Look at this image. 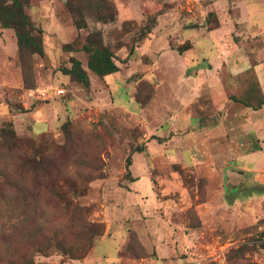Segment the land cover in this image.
<instances>
[{"label": "rangeland", "instance_id": "1", "mask_svg": "<svg viewBox=\"0 0 264 264\" xmlns=\"http://www.w3.org/2000/svg\"><path fill=\"white\" fill-rule=\"evenodd\" d=\"M19 1L45 54L0 26V189L34 178L16 144L49 174L40 208L0 193V264H264V0ZM89 38L117 74L90 71Z\"/></svg>", "mask_w": 264, "mask_h": 264}, {"label": "trees", "instance_id": "2", "mask_svg": "<svg viewBox=\"0 0 264 264\" xmlns=\"http://www.w3.org/2000/svg\"><path fill=\"white\" fill-rule=\"evenodd\" d=\"M100 20L102 22L106 20L107 22H112L115 20V16L107 17L106 19L104 17H100ZM0 26L2 29H13L16 32L17 36V43L19 46L20 51L24 49H32L34 53H38L40 55L45 54V50L43 47V41H42V35L41 30L37 29L27 14L25 13L24 6L19 0H0ZM77 27L79 29H83L86 27L85 23H77ZM38 30V35L35 34V31ZM150 33V32H149ZM190 48L188 44H185L181 47H179L178 52L180 54H183L185 51H187ZM82 50L88 54H90V59L88 61V68L92 73L97 75L100 78H104L107 76H111L114 74H117L120 71L119 65L116 63L115 54L113 51L105 46L103 43H100L99 45L96 44V39L89 38L88 42L84 45ZM64 51L66 52H74L75 49L71 45H65ZM133 53V49L130 52ZM65 75L71 76L77 83L84 85L85 87H90L91 85V79L89 74L87 73L82 65V63L78 60L73 58L72 59V66L71 68H62L61 69ZM263 104V103H262ZM251 106V105H247ZM71 126L70 122L66 123L62 130L65 132L68 130V128ZM2 136L5 139H11L13 138L16 140V133L13 129L3 128L2 130ZM19 141V140H16ZM22 145V146H21ZM31 149V146L29 143L25 144H16L13 150L17 153V165H18V171L20 172V177L24 178L27 177V174H31L34 176L32 183L30 185H26V188H23V185L20 182H17V184L11 183L10 177H6L7 180H9L3 184V187L0 189L1 195L8 194L6 191V187L8 185H12L14 188H16V192L19 191L22 192L20 196V200L24 205L27 202V194L31 197V199L28 201V205L26 204L27 211L33 210V208H40L39 204L37 203L39 199L41 198V179L43 177L48 176V172L45 171L43 168L40 167V163L36 160L35 157H33V153L29 154V150ZM35 151V149L31 150ZM138 152H143V149H138ZM131 165V159H128V167ZM1 173H4V169L1 171ZM7 173V172H6ZM26 173V174H23ZM127 176L131 178V181L135 182L136 179L131 177V173L128 172ZM5 177V176H4ZM5 192V193H3ZM17 195V198L19 197ZM17 200V199H16ZM44 200V198H43ZM35 205V206H34ZM38 211H35V215H31L30 220L36 222L38 220ZM98 240L99 237L102 236L101 233L96 234ZM96 238V239H97ZM96 242L93 243V245Z\"/></svg>", "mask_w": 264, "mask_h": 264}, {"label": "crops", "instance_id": "3", "mask_svg": "<svg viewBox=\"0 0 264 264\" xmlns=\"http://www.w3.org/2000/svg\"><path fill=\"white\" fill-rule=\"evenodd\" d=\"M249 66L250 65L242 67V69L239 68L240 69V73H237L236 76H240V75L244 74L246 71L251 70ZM239 69H237V70H239ZM46 118L48 119V117H46ZM96 261H99V263L96 262ZM100 261H103V260L101 258L100 259H93L92 256H90V257H88L86 259V264H93L92 262H94L95 264H102Z\"/></svg>", "mask_w": 264, "mask_h": 264}, {"label": "built area", "instance_id": "4", "mask_svg": "<svg viewBox=\"0 0 264 264\" xmlns=\"http://www.w3.org/2000/svg\"><path fill=\"white\" fill-rule=\"evenodd\" d=\"M62 92H64V91H61L60 93H62ZM45 94V93H44Z\"/></svg>", "mask_w": 264, "mask_h": 264}]
</instances>
